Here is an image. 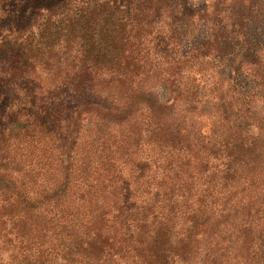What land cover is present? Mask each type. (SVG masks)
I'll return each mask as SVG.
<instances>
[{"label": "trees", "instance_id": "1", "mask_svg": "<svg viewBox=\"0 0 264 264\" xmlns=\"http://www.w3.org/2000/svg\"><path fill=\"white\" fill-rule=\"evenodd\" d=\"M262 5L0 0V264H264Z\"/></svg>", "mask_w": 264, "mask_h": 264}, {"label": "rangeland", "instance_id": "2", "mask_svg": "<svg viewBox=\"0 0 264 264\" xmlns=\"http://www.w3.org/2000/svg\"><path fill=\"white\" fill-rule=\"evenodd\" d=\"M193 1H195L198 6H201V5L203 6V4H205L207 2V0H193ZM262 3H263V5H262L263 9L262 10L259 9L257 11V13L255 14V18H254L256 20V22H261V23L264 22V0H262ZM203 29H204L203 25L198 29V33H199V37L200 38H202L204 36ZM258 29H259V26H257V28L254 27L251 30L250 33H253L255 31H258ZM196 42H198V41H196ZM185 46H186V48L188 47V45H185ZM227 114L228 115H231V112L229 110H225V109L222 108V109H218L217 111H211V112H209V114H208L207 117H209L208 120H214V119H219L220 117H222L224 115H227Z\"/></svg>", "mask_w": 264, "mask_h": 264}]
</instances>
